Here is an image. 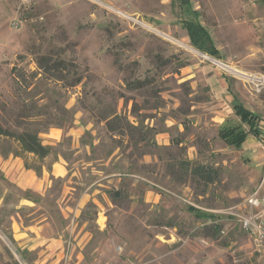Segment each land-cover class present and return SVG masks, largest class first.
I'll return each instance as SVG.
<instances>
[{
  "label": "rangeland",
  "instance_id": "rangeland-1",
  "mask_svg": "<svg viewBox=\"0 0 264 264\" xmlns=\"http://www.w3.org/2000/svg\"><path fill=\"white\" fill-rule=\"evenodd\" d=\"M192 23L219 58L193 47ZM229 68L264 76V0H0V124L53 147L25 168L68 170L42 193L0 171V264H264L239 216L264 179V138L219 134L249 131L235 100L264 118V87ZM19 149L0 136V156ZM17 222L43 226L28 233L38 248Z\"/></svg>",
  "mask_w": 264,
  "mask_h": 264
},
{
  "label": "trees",
  "instance_id": "trees-1",
  "mask_svg": "<svg viewBox=\"0 0 264 264\" xmlns=\"http://www.w3.org/2000/svg\"><path fill=\"white\" fill-rule=\"evenodd\" d=\"M186 28L193 47L203 53L219 58V52L214 46L211 36L208 34L209 32L202 25L192 23L188 24ZM234 112L236 117H239L241 122L249 127V131H245L241 127L235 128L226 125L221 127L219 131L222 140L229 146L241 147L249 135L264 138V118L255 115L237 100H235ZM0 136L18 143L20 149L14 153L16 157L33 154L42 161L53 153V147L44 145L39 138V133L32 130L31 127H26L21 131H13L5 129L0 124ZM26 168L31 169L27 164ZM182 168L189 171L190 176L207 185L214 183L219 178L218 170L207 165L185 161L182 163Z\"/></svg>",
  "mask_w": 264,
  "mask_h": 264
},
{
  "label": "crops",
  "instance_id": "crops-1",
  "mask_svg": "<svg viewBox=\"0 0 264 264\" xmlns=\"http://www.w3.org/2000/svg\"><path fill=\"white\" fill-rule=\"evenodd\" d=\"M0 171L2 174H4L6 179H8L11 183L16 184L21 189L34 190L38 193L44 192V190H46L51 185V177L62 178L65 177L68 173L66 164L62 161H56L52 164L50 169L43 167L41 174L38 175L36 171L25 168L24 161L21 158L15 157L13 155L9 157L0 156ZM16 225H18L19 227L18 235L20 236L21 244L25 247L29 246V250H35L36 248H38L39 244L34 246L30 245V240L32 239H28V233L33 232L32 230H35L37 236H39L40 232H42L43 226L34 225L24 227L18 222ZM23 237H27V239ZM61 243V240H50L49 238H47V242H45V245H47L46 250L57 251V249L61 248ZM45 245L41 246L43 247Z\"/></svg>",
  "mask_w": 264,
  "mask_h": 264
},
{
  "label": "built area",
  "instance_id": "built-area-1",
  "mask_svg": "<svg viewBox=\"0 0 264 264\" xmlns=\"http://www.w3.org/2000/svg\"><path fill=\"white\" fill-rule=\"evenodd\" d=\"M239 75L243 76L245 82L252 84V89L254 91H262L264 87L263 75H248L244 73ZM245 203L244 212L239 215L240 223L244 230L249 231L256 237L257 244L261 245L264 240V179L260 187L249 195Z\"/></svg>",
  "mask_w": 264,
  "mask_h": 264
},
{
  "label": "bare ground",
  "instance_id": "bare-ground-1",
  "mask_svg": "<svg viewBox=\"0 0 264 264\" xmlns=\"http://www.w3.org/2000/svg\"><path fill=\"white\" fill-rule=\"evenodd\" d=\"M219 65H222L221 63L217 62ZM223 66V65H222ZM229 70L238 73V74H242L241 71L235 70L234 68H229Z\"/></svg>",
  "mask_w": 264,
  "mask_h": 264
}]
</instances>
